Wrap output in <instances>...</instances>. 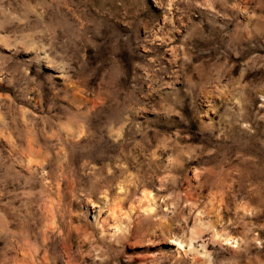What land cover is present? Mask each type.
I'll use <instances>...</instances> for the list:
<instances>
[{
    "label": "rangeland",
    "instance_id": "1",
    "mask_svg": "<svg viewBox=\"0 0 264 264\" xmlns=\"http://www.w3.org/2000/svg\"><path fill=\"white\" fill-rule=\"evenodd\" d=\"M0 264H264V0H0Z\"/></svg>",
    "mask_w": 264,
    "mask_h": 264
}]
</instances>
